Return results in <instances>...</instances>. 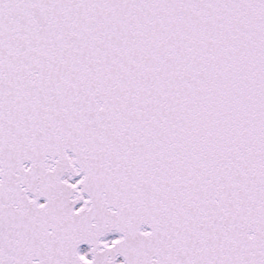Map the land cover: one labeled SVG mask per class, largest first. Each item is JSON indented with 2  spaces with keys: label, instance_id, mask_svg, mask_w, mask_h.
I'll list each match as a JSON object with an SVG mask.
<instances>
[{
  "label": "snow or ice",
  "instance_id": "obj_1",
  "mask_svg": "<svg viewBox=\"0 0 264 264\" xmlns=\"http://www.w3.org/2000/svg\"><path fill=\"white\" fill-rule=\"evenodd\" d=\"M0 264H264V0H0Z\"/></svg>",
  "mask_w": 264,
  "mask_h": 264
}]
</instances>
